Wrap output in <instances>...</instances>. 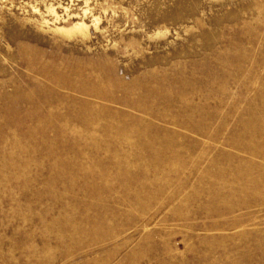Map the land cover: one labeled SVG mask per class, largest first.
Returning a JSON list of instances; mask_svg holds the SVG:
<instances>
[{"label":"rangeland","instance_id":"1","mask_svg":"<svg viewBox=\"0 0 264 264\" xmlns=\"http://www.w3.org/2000/svg\"><path fill=\"white\" fill-rule=\"evenodd\" d=\"M0 264H264V0H0Z\"/></svg>","mask_w":264,"mask_h":264}]
</instances>
